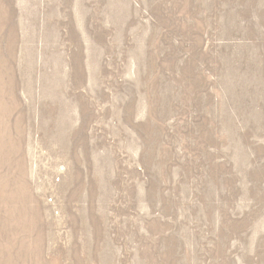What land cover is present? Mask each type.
I'll list each match as a JSON object with an SVG mask.
<instances>
[{"label": "rangeland", "instance_id": "374dc122", "mask_svg": "<svg viewBox=\"0 0 264 264\" xmlns=\"http://www.w3.org/2000/svg\"><path fill=\"white\" fill-rule=\"evenodd\" d=\"M0 264H264V0H0Z\"/></svg>", "mask_w": 264, "mask_h": 264}]
</instances>
